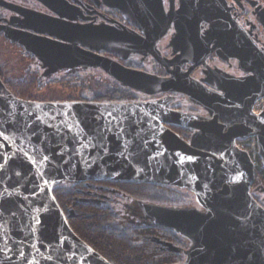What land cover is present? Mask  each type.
Returning <instances> with one entry per match:
<instances>
[{"label": "water", "instance_id": "1", "mask_svg": "<svg viewBox=\"0 0 264 264\" xmlns=\"http://www.w3.org/2000/svg\"><path fill=\"white\" fill-rule=\"evenodd\" d=\"M105 1L111 7H130ZM180 2L194 9L199 23H210L206 38L198 34L200 28L194 30L195 44L229 30V13L220 10L226 8L225 0ZM88 36L94 42L102 39ZM8 37L49 67L99 68L124 87L193 97L177 88L178 74H142L78 47L75 40L60 45L14 31ZM231 39L233 44L234 34ZM258 72L227 81V88L219 87L224 95L206 97L203 105L210 118L169 110L164 99L42 102L0 94V264H112L75 233L53 193L55 182L89 181L187 188L204 213L146 205L157 226L195 244L182 264H264V207L252 192L255 170L249 155L234 146L237 139L257 137L264 166V110L260 116L252 113L254 103L264 97V74ZM168 124L196 132L187 141Z\"/></svg>", "mask_w": 264, "mask_h": 264}, {"label": "flooded vegetation", "instance_id": "2", "mask_svg": "<svg viewBox=\"0 0 264 264\" xmlns=\"http://www.w3.org/2000/svg\"><path fill=\"white\" fill-rule=\"evenodd\" d=\"M114 1L129 4L130 7L126 10L111 7L105 0H0V54L17 56L15 60L19 63H22V58H26L29 64L25 70L36 75L39 82L58 74L93 70L100 71L105 77L101 82L111 84L116 89L114 94L105 98H85L82 102L134 103L164 99L169 110L196 118L212 117L203 101L211 94L224 95L225 92L219 87L227 88V81L244 79L258 71V74H264V0H225L226 8L220 10L229 13V30L223 34H213L208 43L199 44L193 41L196 36L194 30L200 28L198 34L206 38L210 23H199L194 9L183 8L180 0H111L110 3ZM13 31L24 33L33 40L36 38L60 45H71V40H75L78 47L142 74L162 78L178 74L177 88L191 92L193 97L182 92L150 95L124 87L99 68L78 66L56 69L55 66H46L34 54L8 37ZM89 34H97L102 39L94 42ZM233 34L235 40L232 44ZM120 35L122 39L117 40ZM132 39H138L139 43L128 42ZM82 44H90L95 48H87ZM103 45L108 47L103 48ZM184 50L186 54L183 53ZM9 70L12 67L4 59L0 65V94L4 95L7 91L19 98L12 92L13 83L6 76ZM68 79L81 80L78 77L65 78ZM89 83L87 80L84 82L86 86ZM167 127L187 141L196 132L192 128L171 124ZM122 182L129 181L75 183V186H79L78 192L82 194L77 199L87 206L105 208L111 213L114 211L112 214L122 216L131 224L136 222L140 225L112 230H134L136 227L141 230H157L158 235L151 237L157 243V248L162 252L168 251L181 256L180 249L184 244L178 235L168 228L157 226L156 219H150L146 212V205L150 204L182 209L174 205H163L152 199L161 192L160 187H165L166 190L167 186L149 184L158 186L154 196H136L117 186ZM252 189L254 190V186ZM253 196L264 207L254 192ZM65 214L69 221L77 216L73 208L68 209Z\"/></svg>", "mask_w": 264, "mask_h": 264}, {"label": "trees", "instance_id": "3", "mask_svg": "<svg viewBox=\"0 0 264 264\" xmlns=\"http://www.w3.org/2000/svg\"><path fill=\"white\" fill-rule=\"evenodd\" d=\"M64 81H67L64 79ZM81 89L78 93L79 97H70L68 101H80L85 98L83 92L90 91L93 96L98 98H105L114 94L116 89L111 85H88L81 84L74 86ZM15 94L24 99L36 101L34 84L20 83ZM34 89V90H33ZM87 100V99H86ZM264 179V171L256 173V181ZM124 188L129 194L145 196L154 194L157 191L155 185L146 184V182H122L117 185ZM79 186H65L57 184L53 187V193L57 202L64 212L73 208L76 213V218L69 221L72 229L86 241L91 247L102 254L112 264H178L181 258L176 254H171L168 251H160L157 248V243L151 238L158 235L157 230H141L136 227L134 230H107L106 226H110L116 219L115 214L105 208L98 206H87L82 204L77 198L81 197V192H78ZM155 258V259H154Z\"/></svg>", "mask_w": 264, "mask_h": 264}, {"label": "rangeland", "instance_id": "4", "mask_svg": "<svg viewBox=\"0 0 264 264\" xmlns=\"http://www.w3.org/2000/svg\"><path fill=\"white\" fill-rule=\"evenodd\" d=\"M4 54L6 53H3V55ZM3 55L0 54V65L3 64V61L5 59L8 61V65L12 67V70H9L8 75H6L7 78L11 79V82L13 83L12 92L15 94L14 91H17L19 89L18 85L20 83H32L34 84V88H36L35 92L33 91V95L35 94V96L37 97L36 101L70 102L68 101L70 97L80 96L78 95V93L81 91V89L76 88L74 86H80L81 84H84L85 80L90 81L89 85H95V84H101V86L104 85V83L101 82V79L105 77L102 76V73L100 71H93V70L86 72H78L77 74H58L55 76L43 78L39 82L38 79L36 78V75L30 74L28 71L25 70L26 65L29 64L26 58L25 59L22 58V63H19L18 60H15L17 56L10 57L8 53L7 55L9 57ZM77 77L81 78V80L78 79L75 81H71L70 79H68L67 81H64L65 78H77ZM89 77L92 78L90 79ZM105 85H111V84H105ZM83 97L89 100H93L94 98L93 94L88 90H85L83 92ZM25 100H29V99H25ZM256 173L258 172L257 171L255 172V182L253 184L254 190L252 189V191L256 194L258 199L264 205V179L262 181L259 180L256 181ZM57 184L70 186V185H74L75 183L55 182L53 187ZM159 186H167V188L165 190L164 189L165 187H160L162 189L161 192L158 195L156 194L155 197H152V199H155L154 201H157L158 203L163 205L164 204H167L168 206L174 205L176 207H181L187 210H197L203 213L205 212L203 207L200 206V204L197 202L195 194L192 191L188 190L187 188H182L178 186H169V185H159ZM148 194L149 195L151 194L149 190H148ZM138 224L139 223L136 222L131 224L125 221L122 216H116V219L111 223V225L106 227L107 230H109V228L111 229V228H124L126 226H140ZM176 234L184 244V247L180 249V253L182 257L179 255V257L181 258V262L179 264H182L187 261L188 259L187 252L190 251L192 248H194L195 244L188 238L178 233ZM155 263L157 262H154V264Z\"/></svg>", "mask_w": 264, "mask_h": 264}, {"label": "built area", "instance_id": "5", "mask_svg": "<svg viewBox=\"0 0 264 264\" xmlns=\"http://www.w3.org/2000/svg\"><path fill=\"white\" fill-rule=\"evenodd\" d=\"M264 110V98L258 100L252 108L255 116H260ZM237 150L246 152L252 162L255 172H263L264 166L260 159L259 142L257 137H250L246 139H237L234 143Z\"/></svg>", "mask_w": 264, "mask_h": 264}, {"label": "snow or ice", "instance_id": "6", "mask_svg": "<svg viewBox=\"0 0 264 264\" xmlns=\"http://www.w3.org/2000/svg\"><path fill=\"white\" fill-rule=\"evenodd\" d=\"M189 161H191L193 158L192 157H188ZM0 213H2V209H0Z\"/></svg>", "mask_w": 264, "mask_h": 264}]
</instances>
